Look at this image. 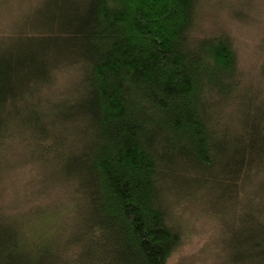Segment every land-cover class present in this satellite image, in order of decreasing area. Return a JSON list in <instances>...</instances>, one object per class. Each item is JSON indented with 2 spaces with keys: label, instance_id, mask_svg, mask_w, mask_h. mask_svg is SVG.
<instances>
[{
  "label": "trees",
  "instance_id": "obj_1",
  "mask_svg": "<svg viewBox=\"0 0 264 264\" xmlns=\"http://www.w3.org/2000/svg\"><path fill=\"white\" fill-rule=\"evenodd\" d=\"M207 1L44 0L2 27L0 190L41 187L0 204V264H171L184 201L218 233L172 264H264V39L242 63Z\"/></svg>",
  "mask_w": 264,
  "mask_h": 264
},
{
  "label": "rangeland",
  "instance_id": "obj_2",
  "mask_svg": "<svg viewBox=\"0 0 264 264\" xmlns=\"http://www.w3.org/2000/svg\"><path fill=\"white\" fill-rule=\"evenodd\" d=\"M207 2L210 8L209 11H204L203 30L206 31L211 26V22L217 20L228 23L229 30L236 36V47L241 61L246 64L254 57L257 42L261 38L264 39V0H210ZM227 2L231 4L232 8L228 6ZM43 3L44 0H0V31L2 27L6 29L20 27L39 13L38 8L45 7ZM235 12L245 13L252 26H249L250 23L234 18L232 14ZM23 170L12 174L9 178L10 181L5 180L7 182L4 184L3 190H0V204L8 206L9 211H12L9 207L12 204L11 200L16 198V200H24L25 207L28 208L27 205L31 204L28 202L30 200L29 194L41 187V184L35 180H38L39 172L34 170L29 173L30 171H27L26 168ZM35 202L38 201H32L33 206ZM192 204L190 201L183 202L182 206L186 209L185 215L189 218L185 219L192 229L181 249L170 258L171 264L176 263L181 258L197 257L217 237V225L213 215L197 212L198 209L192 208ZM227 213L228 217L233 216L230 208ZM237 218L238 216L235 219ZM235 231H238V227ZM219 254L220 252L209 255L210 259L206 264H213L214 262L217 264Z\"/></svg>",
  "mask_w": 264,
  "mask_h": 264
}]
</instances>
